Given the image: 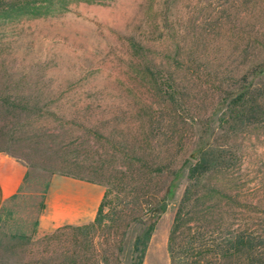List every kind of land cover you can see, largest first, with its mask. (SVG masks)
I'll list each match as a JSON object with an SVG mask.
<instances>
[{"label": "trees", "instance_id": "trees-1", "mask_svg": "<svg viewBox=\"0 0 264 264\" xmlns=\"http://www.w3.org/2000/svg\"><path fill=\"white\" fill-rule=\"evenodd\" d=\"M71 2L0 0V22L18 17L49 16L55 10H67ZM238 4L239 0L216 4L208 14L202 17L192 15L187 19L185 15L178 14L176 0H161L156 5L151 3L144 36L132 35L128 38L131 57L142 61L131 67V74L134 73L137 78L135 82L123 83L126 89L135 91L131 100L141 129L139 134H123L122 137L115 128L103 129L100 124L107 113L103 111L98 115L93 112V101L76 105L71 119L67 115L58 116L62 119L58 134L71 136L75 141L83 139L87 153L82 159L81 152L76 153L72 148L74 141L58 143L56 153L59 158L54 173L101 184L105 187V195L93 221L86 225H65L45 233L48 243L61 240L64 235L79 241V233L63 232L84 227L97 230L104 224L105 207L109 204L115 184L104 174L121 161L124 166L129 164V172L135 176L134 183L137 184L134 190L137 211L131 217L135 222H143L146 210L153 212L157 218L161 216L177 188L185 184L169 236L172 264H264L263 224L262 228L243 226L246 216L239 208L240 196L229 190L219 177L225 170L236 168L240 162L235 147L226 148V143L219 142V138L237 137L250 126L264 124V89L261 87L262 80L255 81L264 75V56L254 62L250 50L258 42L263 45L264 42L257 36H250L253 41L238 51L243 58L241 63L248 64L242 73L238 71L241 63L231 69L226 66L222 71L214 68L215 65L221 67L220 61L237 57L235 50L225 57L222 53L224 40L241 48L238 44L245 38L240 32L242 28L237 25L240 14L234 9ZM229 23L228 31L226 25ZM191 24L192 30L189 29ZM160 29L162 43L166 45L161 51L164 59L154 54L147 35ZM189 41L191 44L188 45ZM28 71L25 66H0V74L6 77L0 82V110L14 118H41L47 113L55 114L54 110L60 111L61 100L47 94L54 91L52 85L40 80L27 81L25 77L13 78V73L24 75ZM209 77L214 79L210 87L214 109L207 116L206 112L194 111L191 100L194 90L202 88ZM76 86L86 88L83 84H68L71 89ZM88 88L100 89L98 85ZM111 112L114 110L111 109ZM100 116L103 119H99ZM191 131L197 138L196 149L187 153V133ZM214 135L216 138H213ZM160 140H163L162 146L157 149L153 142L160 144ZM56 143V138H53L50 149ZM94 143L101 147V151L93 149ZM118 172L123 181L125 171L121 169ZM162 177L168 180V184L159 196L161 191L153 189L152 181ZM147 220L149 224L144 234L136 238L132 258L127 264L144 263L147 240L155 226V221ZM120 237L117 231L116 234L104 235L99 245L93 242L90 250L84 247L82 253L72 259V264H122L119 254L123 251L121 244L124 238ZM66 256L67 253L62 250L60 256L40 257L38 262L65 264L61 259Z\"/></svg>", "mask_w": 264, "mask_h": 264}, {"label": "rangeland", "instance_id": "rangeland-1", "mask_svg": "<svg viewBox=\"0 0 264 264\" xmlns=\"http://www.w3.org/2000/svg\"><path fill=\"white\" fill-rule=\"evenodd\" d=\"M68 1L72 2L63 12L55 10L49 16L18 17L12 21L0 22V66L27 67L29 73L24 75L20 72L13 73V78L25 77L27 81L40 80L42 83L50 84L54 91L47 94L61 100L60 111L54 110L55 114L47 113L41 118H14L0 110V150L15 154L28 168L21 192L0 209V264H43L38 262L40 257L46 259L60 256L62 250H65L67 256L61 261L72 264V259L77 258L84 247L90 250L93 242L99 245L104 235L116 234V231L121 234L120 239L124 238L121 244L123 251L119 255L122 264H127L132 258L136 238L144 234L149 224L147 219L155 221V226L147 240L143 264H172L169 236L185 184L177 188L175 196L169 200L166 212L161 216L157 218L153 212L146 210L143 222H135L131 217L136 215L137 211L134 205V190L137 184L134 183L135 176H131L129 172L131 169L129 164L126 163L124 166L121 161L108 168L104 174L106 179L114 181L115 184L108 199L109 204L105 207V222L100 228L68 229L63 233H79L80 240L75 241L72 237L64 235L61 236V240L52 241L51 244L44 238V234L38 231L39 217L45 207V195L51 177L56 174L54 171L59 158L56 153L57 144L62 141H74L72 148L76 153L81 152L82 159L87 153L83 139L75 141L71 136L58 134L62 115H67L71 119L76 105L93 101V112L98 115L107 113L108 118L103 119L102 116L99 118L103 119L100 124L103 129L115 128L119 136L123 134L132 136V133L141 132L135 116V106L131 100L135 91L126 89L123 85L125 82H135L137 76L131 74V67L142 63L141 60L131 57L128 38L132 35L140 38L144 36L150 5L151 3L156 5L161 0ZM239 1L240 4L234 10L240 14V23L238 21L237 25L244 29L240 32L245 38L238 44L241 48H236L233 42L227 44L228 42L224 40L222 53L225 57L232 50L236 51L237 57L220 61L221 67L215 65V70L222 71L226 66L231 69L241 63L243 58L238 55V51L243 49L246 43L253 41L250 36H257L264 42V0ZM209 2L213 1L176 0V9L179 10L178 14L185 15L187 19L192 15L202 17L216 4L229 3L230 0H217L212 5ZM230 26V23L226 25L228 31ZM161 29L154 34L146 33H149L147 35L154 54L164 59L161 51L166 45L162 43ZM189 29L192 30V24ZM187 43L191 44L190 41ZM250 50L254 62L260 61L264 56V45L261 42ZM247 65L241 63L238 71L242 73ZM4 79L6 77L0 74V82ZM258 79L262 80L261 87L264 89V75L255 81H259ZM213 80V77L206 78L203 87L194 90L195 94L191 100L193 110L206 112L207 116H210L214 109L211 105L213 91L210 90ZM69 83L83 84L86 88L76 86L75 89H71L68 88ZM91 85H98L100 89L88 90ZM137 86L139 88V85ZM99 102L101 104H98ZM111 109L114 112H111ZM187 129L190 130L189 127ZM56 134L59 137L52 136ZM187 134L189 137L186 141L187 153H191L196 149L197 138L195 132ZM53 138H56L57 143L50 149L49 144ZM213 138H216V135ZM162 142L163 140H160L159 144L154 141L153 145L158 149ZM219 142L226 143V148L235 147L240 157L236 168L225 170L219 177L229 190L240 196L239 208L246 216L243 226L262 228L264 124L250 126L237 137L219 138ZM92 145L94 150L101 151L97 143ZM121 169L126 173L123 181L118 172ZM167 184L168 180L163 177L152 181L153 189L161 191L159 196L163 194ZM86 224L89 222L77 225Z\"/></svg>", "mask_w": 264, "mask_h": 264}, {"label": "crops", "instance_id": "crops-1", "mask_svg": "<svg viewBox=\"0 0 264 264\" xmlns=\"http://www.w3.org/2000/svg\"><path fill=\"white\" fill-rule=\"evenodd\" d=\"M28 168L20 158L0 150V209L21 192ZM105 195V187L56 173L51 177L38 231L49 233L65 225L93 221Z\"/></svg>", "mask_w": 264, "mask_h": 264}]
</instances>
